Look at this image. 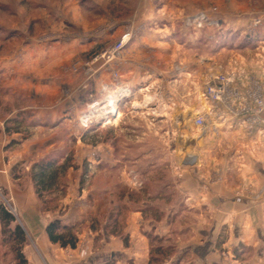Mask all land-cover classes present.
I'll return each instance as SVG.
<instances>
[{"label":"crops","instance_id":"crops-1","mask_svg":"<svg viewBox=\"0 0 264 264\" xmlns=\"http://www.w3.org/2000/svg\"><path fill=\"white\" fill-rule=\"evenodd\" d=\"M80 39L62 37L47 46L49 56L44 59L47 65L43 69L33 71L27 66L20 69L25 77L40 83L35 87L32 83L24 86L29 92L24 105L0 109V185L12 197L20 224L28 235L23 250L28 264H149L153 235L164 237L176 247L164 264H264V145L256 146V132L251 127L250 112L256 88L250 81L243 87L241 83L233 85L241 96L234 93L229 105H217V110L222 111L220 116L215 108L210 110L213 106L208 101L197 98L201 86L195 83L194 103H183L188 109L179 105L180 109L174 113L176 126H180L184 117L191 116L193 129L180 130L174 152L164 161L158 159L143 169L127 165L125 172L132 176L127 174L119 180V185L125 189L119 198L112 195L111 188L118 184L119 178L110 171L120 165L110 163V168L104 167L106 172L110 170L109 175L104 173V203L97 197H89L94 206L87 207L88 200L83 199L82 194L76 197L68 193L58 201L55 210H44L31 176L25 181L27 178L22 179L19 171L30 145L43 149L31 139L8 147L18 134L8 135L4 124L20 111L30 120L43 123L59 113L70 115L79 111L78 76L68 71L65 63L86 48ZM128 43L119 56V79H112L113 65L95 69V78L104 75L105 80H110L113 91L122 87L138 88V82L144 78L140 43L133 41L127 50ZM93 44H96L94 40L89 46ZM42 50L43 47H37L28 56L40 60L44 57L39 54L48 53ZM6 65L3 63L0 69ZM203 73L204 69L200 68L199 76L193 77L200 85L204 84ZM16 75H21L17 69L14 70ZM65 89L71 92L67 99L63 96ZM192 90L188 85L184 91L190 94ZM242 104L249 109L239 116L234 115L230 109ZM189 105H194V109ZM191 108L195 115L190 112ZM199 114L204 117L201 125L196 123ZM68 120L67 117L63 122ZM261 134L264 137V129ZM185 158L192 162L184 164ZM30 168L31 165L26 166L29 174ZM70 170L69 178L71 172L77 171ZM134 177L142 183L141 187L130 182ZM98 178L94 176V180ZM23 181L25 186L22 187ZM74 183L78 186V178L74 177ZM131 184L134 185L131 187ZM56 218L66 224H79L80 241L76 248H62L49 240L46 228Z\"/></svg>","mask_w":264,"mask_h":264},{"label":"rangeland","instance_id":"rangeland-1","mask_svg":"<svg viewBox=\"0 0 264 264\" xmlns=\"http://www.w3.org/2000/svg\"><path fill=\"white\" fill-rule=\"evenodd\" d=\"M125 33L130 37L127 50L133 41L140 43L144 73L138 82L140 89L131 88L132 94L116 103L119 111L111 114L113 119L96 114L85 127L87 122L80 120L84 114H91L90 105L96 102L109 108L119 91L112 90L104 75L95 78V69L113 65L112 79L116 81L120 78L121 57L112 61L95 57ZM62 37H81L80 43L86 47L65 63L68 71L78 76L80 112L59 113L56 118H48L47 126L37 128L31 140L43 150L30 145L19 169L22 179L28 181L26 166L33 161L45 155L71 157L75 165L72 168L77 171L71 172L70 178L65 177V193L59 200L69 193L76 197L82 194L88 200L87 207L94 206L89 202L93 197L104 203V167L110 168V163L120 165L108 170L119 178L118 184L111 187L112 195L119 198L125 192L119 180L127 174L132 176L125 172L127 165L143 169L158 159L164 161L174 152L180 130L193 129L191 116L176 126L174 113L180 109L177 106L194 103L195 83L201 86L197 98L204 99V84L218 66L233 73V85L241 83L243 87L247 81L255 84V100H264V0H0V67L8 64L0 69L1 110L25 104L29 92L24 86L32 83L35 87L40 82L25 77L20 69H43L47 65L44 59L49 56L46 47ZM93 40L96 44L89 46ZM36 46L48 52L39 54L44 58L37 61L28 56ZM200 68L204 69L203 85L193 78L195 74L199 76ZM15 69L21 75L14 76ZM188 85L193 87L190 94L184 91ZM64 91L67 99L71 92ZM189 106L194 109V105ZM251 108L256 119L251 122L256 132L255 144L264 145V108L260 110L257 102ZM193 109L190 112L195 115ZM67 117L69 120L63 122ZM110 120L112 123L108 124ZM74 177L78 178V186L73 184ZM25 181L21 182L22 187ZM133 181L134 178L130 182ZM8 203L14 206L12 197L0 185V204L9 207ZM57 204L48 211L55 210ZM15 213L20 223L16 208ZM0 264H16L14 253L2 243L1 234Z\"/></svg>","mask_w":264,"mask_h":264},{"label":"trees","instance_id":"trees-1","mask_svg":"<svg viewBox=\"0 0 264 264\" xmlns=\"http://www.w3.org/2000/svg\"><path fill=\"white\" fill-rule=\"evenodd\" d=\"M39 120H30L24 111L6 120L4 131L8 135L18 134L12 138L8 147L21 144L31 139L38 126H47ZM75 168L71 157L62 155H45L31 164L30 176L37 197L41 200L44 210L58 202L60 195L65 193L64 179L70 168ZM0 223L2 243L9 246L14 253L16 264H28L24 254V247L28 241L24 227L16 216L5 205L0 204ZM49 240L59 244L62 248H76L80 241L79 224H66L56 218L49 222L46 228ZM164 237H151V251L149 264H164L175 253L176 247ZM107 264H113L108 262Z\"/></svg>","mask_w":264,"mask_h":264},{"label":"built area","instance_id":"built-area-1","mask_svg":"<svg viewBox=\"0 0 264 264\" xmlns=\"http://www.w3.org/2000/svg\"><path fill=\"white\" fill-rule=\"evenodd\" d=\"M130 37L129 33H125L121 36V38L116 41L115 43L109 45L107 48H105L99 55L95 57V60H98L99 58L105 59L106 61H112L119 57L125 48L126 44L129 42ZM233 73L227 72L223 69L222 66H218V69L216 70V73H210L205 84H204V90L202 93L203 98L208 101L213 107L210 109L213 111H217L218 115L222 113L221 110H217V105H229L230 102L233 99V94L235 93L236 96H241L238 91H235L233 88ZM132 94V89L128 87H122L120 90L117 92L115 97L113 98L114 100H111L108 104L109 108H106L105 105L101 106L99 103L94 102L93 104L90 105L89 108H91V114H84L85 118H81V122H93L91 121V118L94 115H108L107 119L109 120L111 118V114H114L116 112L117 108L116 103H119L122 99L129 97ZM116 98V99H115ZM257 102V105L259 106L260 110L264 108V100H255L254 103ZM253 103V104H254ZM249 109L248 105L242 104V106H239V108H231V112L234 113V115H240L244 111H247ZM252 110V109H251ZM92 115V116H90ZM96 115V116H97ZM252 115V114H251ZM220 116V115H219ZM254 115L251 116V122L253 121ZM256 121V119H255ZM262 123L264 124V120H261ZM88 122L84 123L83 126L87 127ZM196 123L198 125H201L204 123V117L203 115L199 114L198 117L196 118ZM135 179V184L139 185L140 182L137 181V178L134 177ZM7 206V205H6ZM7 207L13 214L15 213V207L10 205L8 203Z\"/></svg>","mask_w":264,"mask_h":264},{"label":"water","instance_id":"water-1","mask_svg":"<svg viewBox=\"0 0 264 264\" xmlns=\"http://www.w3.org/2000/svg\"><path fill=\"white\" fill-rule=\"evenodd\" d=\"M183 151H184V150H183ZM191 162H192V161H190V160L187 159V158H185L184 161H183L184 164H189V163H191Z\"/></svg>","mask_w":264,"mask_h":264},{"label":"bare ground","instance_id":"bare-ground-1","mask_svg":"<svg viewBox=\"0 0 264 264\" xmlns=\"http://www.w3.org/2000/svg\"><path fill=\"white\" fill-rule=\"evenodd\" d=\"M121 116V114L119 115V117Z\"/></svg>","mask_w":264,"mask_h":264}]
</instances>
